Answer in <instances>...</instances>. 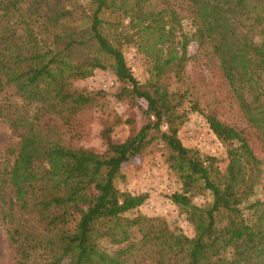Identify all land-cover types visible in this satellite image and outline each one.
I'll list each match as a JSON object with an SVG mask.
<instances>
[{
  "label": "trees",
  "instance_id": "16d2710c",
  "mask_svg": "<svg viewBox=\"0 0 264 264\" xmlns=\"http://www.w3.org/2000/svg\"><path fill=\"white\" fill-rule=\"evenodd\" d=\"M156 2L0 0V124L11 139L0 159V222L10 264H264V201L252 199L261 163L248 137L191 106L226 147L220 172L213 157L181 145L182 96L165 83L181 80L189 44L209 53L264 154V0H173L153 9ZM123 46L141 57L143 83ZM95 70L112 74L117 101L144 104L142 125L123 142L110 140L111 127L101 131L100 154L61 139L103 94L72 85ZM154 142L180 183L168 199L191 225L189 237L137 212L146 194L113 185ZM204 192L208 205L190 202Z\"/></svg>",
  "mask_w": 264,
  "mask_h": 264
},
{
  "label": "rangeland",
  "instance_id": "374dc122",
  "mask_svg": "<svg viewBox=\"0 0 264 264\" xmlns=\"http://www.w3.org/2000/svg\"><path fill=\"white\" fill-rule=\"evenodd\" d=\"M165 1L168 4L173 2V0H157L152 8L162 7ZM103 17L109 19L106 15ZM183 26L187 28L189 22L183 21ZM122 54L131 74L137 81L143 83L147 79V74L141 57L131 46H123ZM187 55L190 59L184 66L181 80L176 81L168 77L165 81L170 93L182 96L178 111L185 117L178 128L177 138L184 148L195 150L198 156L213 157L215 167L222 172L226 165V147L216 141L207 129L202 115L192 111L191 106L194 104L203 113L211 112L219 121L243 130L256 158L261 163V180L253 190L252 199L264 201V154L260 145L247 131L209 53L203 49H197L196 45L191 43L187 47ZM72 85L89 93L103 94L95 96L93 105L76 116L70 131H62L61 139L65 145L100 154L105 150L104 141L100 136L104 128L111 127L109 138L113 143L118 144L123 142L131 129L136 131L142 125L140 109L144 108L143 102L140 101V108H136L125 101H117L114 93L118 84L109 71L95 70L91 77L73 82ZM127 118L133 120L131 128L123 123ZM75 133H78V138ZM10 142L8 132L0 124V159ZM165 157L166 152L162 144L152 143L142 154L122 165L120 176L114 180L113 185L118 191H126L132 195L146 194L147 199L137 208V212L145 217L161 218L176 233L189 237L192 235L191 225L185 220L183 212L168 199L173 192L180 191V183L164 163ZM190 202L197 207H204L211 202V196L208 192H204L193 196ZM135 213L134 210L126 213L125 216L132 217ZM102 246L109 249L105 243ZM0 264H10L4 227L1 222Z\"/></svg>",
  "mask_w": 264,
  "mask_h": 264
}]
</instances>
